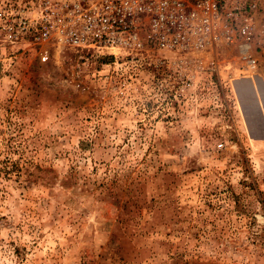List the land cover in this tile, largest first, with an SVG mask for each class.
Masks as SVG:
<instances>
[{
    "label": "rangeland",
    "instance_id": "rangeland-1",
    "mask_svg": "<svg viewBox=\"0 0 264 264\" xmlns=\"http://www.w3.org/2000/svg\"><path fill=\"white\" fill-rule=\"evenodd\" d=\"M260 2L259 72L195 89L0 41V264H264Z\"/></svg>",
    "mask_w": 264,
    "mask_h": 264
},
{
    "label": "built area",
    "instance_id": "built-area-1",
    "mask_svg": "<svg viewBox=\"0 0 264 264\" xmlns=\"http://www.w3.org/2000/svg\"><path fill=\"white\" fill-rule=\"evenodd\" d=\"M260 1L0 0V41L110 56L113 72L153 76L158 91L195 89L199 76L259 72Z\"/></svg>",
    "mask_w": 264,
    "mask_h": 264
}]
</instances>
